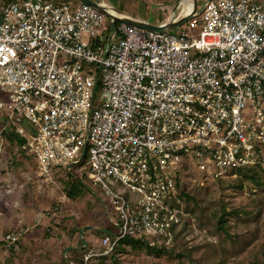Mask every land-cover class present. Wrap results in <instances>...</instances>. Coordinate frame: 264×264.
<instances>
[{
	"label": "built area",
	"instance_id": "2783aa9c",
	"mask_svg": "<svg viewBox=\"0 0 264 264\" xmlns=\"http://www.w3.org/2000/svg\"><path fill=\"white\" fill-rule=\"evenodd\" d=\"M74 2L0 0L1 145L44 181L84 165L114 212L95 256L171 245L185 169L233 181L264 164V0H210L180 34L117 23L110 44L106 16Z\"/></svg>",
	"mask_w": 264,
	"mask_h": 264
},
{
	"label": "rangeland",
	"instance_id": "374dc122",
	"mask_svg": "<svg viewBox=\"0 0 264 264\" xmlns=\"http://www.w3.org/2000/svg\"><path fill=\"white\" fill-rule=\"evenodd\" d=\"M178 1L105 0V3L160 24L167 20ZM203 1L198 0L200 5ZM180 12L179 8L177 15ZM187 28L188 21L173 32L180 34ZM104 101L103 92L97 90L96 103ZM1 143L0 139V264H54L53 238H61L63 233L74 238L80 229L92 236L93 242L84 251L85 255H93L87 262L95 264H264V164L255 170L256 183L241 178L219 181L185 169L180 179L185 193L194 199L182 200L188 225L175 232L176 238L166 247L167 252L156 255L125 247L101 261L100 256L94 255L100 252L99 239L107 229L113 230L105 209L110 216L114 212L105 194L86 180L84 165L74 166L73 171L84 183L85 194L70 200L65 193L68 182L65 174H56L52 182L44 181L29 159L15 156L12 148ZM56 207L58 211L53 213ZM223 208L228 213H238L227 215L226 231L218 232L217 220ZM8 235L17 236L18 240H7ZM30 240L33 242L28 244ZM79 259L77 255L72 258L76 263Z\"/></svg>",
	"mask_w": 264,
	"mask_h": 264
},
{
	"label": "water",
	"instance_id": "95a60500",
	"mask_svg": "<svg viewBox=\"0 0 264 264\" xmlns=\"http://www.w3.org/2000/svg\"><path fill=\"white\" fill-rule=\"evenodd\" d=\"M76 1L82 4L93 6L94 8L98 9L106 16L112 28L109 37V44H110L112 38L116 33L117 23H125L137 29L149 30L157 33L173 32L174 30L184 25L190 19L200 15L205 5L210 0H204L201 5L199 4L198 0H179L177 4H175L172 10L170 11L167 20L162 24H154L145 21L137 16H134L130 13L118 9L117 7L111 4H107L101 1H96V0H76ZM185 4L190 6V10L187 13H183L182 5ZM179 8L181 9V12L177 15V10Z\"/></svg>",
	"mask_w": 264,
	"mask_h": 264
},
{
	"label": "trees",
	"instance_id": "16d2710c",
	"mask_svg": "<svg viewBox=\"0 0 264 264\" xmlns=\"http://www.w3.org/2000/svg\"><path fill=\"white\" fill-rule=\"evenodd\" d=\"M111 30L110 26H109V31ZM11 141L17 140V142L20 144L22 143V140L19 139V137L12 135L10 137ZM238 173L241 176V180L242 181H250V182H257L258 179V174L251 170V171H238ZM66 177L68 179V182L66 184V197L70 200H77L81 197H83V195L85 194L86 191V187L84 185V183L81 180H77L75 179L72 175L70 174H66ZM194 199L193 197H191L189 194L184 193L181 196V199ZM222 214L220 215V217L217 220V226L216 229L218 232L221 231H226V223L228 222L227 220V215L230 214H237L238 212L233 211V212H226L225 209H222ZM188 225V223H183L182 228L186 227ZM175 236H174V240H175ZM168 245L165 244H160V245H149L148 241L146 240H141V239H130V238H126L121 240L118 243V246L115 250V252H117L118 250H124L125 247H129L131 249H136V250H145L151 253H154L156 255H160L161 253H165L167 252V247ZM81 251V252H80ZM80 251H77V256H79V260L78 262H74V264H85L84 263V256L87 253L86 251H84V249H80ZM113 254V253H112ZM76 259V258H75ZM106 259V256H101L100 260L104 261ZM71 261V260H70ZM86 264H95V263H91V262H87ZM100 264H104L100 263Z\"/></svg>",
	"mask_w": 264,
	"mask_h": 264
},
{
	"label": "crops",
	"instance_id": "0c3cea01",
	"mask_svg": "<svg viewBox=\"0 0 264 264\" xmlns=\"http://www.w3.org/2000/svg\"><path fill=\"white\" fill-rule=\"evenodd\" d=\"M96 1H101L105 3V0ZM18 229L19 228L17 227L16 230ZM75 235L76 236L74 238H69V236L63 233V236L61 238H53V240L56 242L54 243V264H74L72 258L75 257L76 252L80 249H84L88 244L93 242L91 240L92 236L86 235V232L83 229H80L79 232ZM30 239H33V237H31ZM32 242L33 240H30L28 244H31ZM79 242H81L82 245H80Z\"/></svg>",
	"mask_w": 264,
	"mask_h": 264
},
{
	"label": "bare ground",
	"instance_id": "6f19581e",
	"mask_svg": "<svg viewBox=\"0 0 264 264\" xmlns=\"http://www.w3.org/2000/svg\"><path fill=\"white\" fill-rule=\"evenodd\" d=\"M182 6H183V13L189 12V10H190V6L189 5L185 4V5H182Z\"/></svg>",
	"mask_w": 264,
	"mask_h": 264
}]
</instances>
